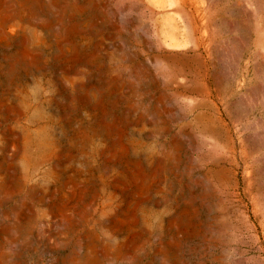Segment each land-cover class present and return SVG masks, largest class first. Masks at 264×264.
<instances>
[{"label":"rangeland","instance_id":"obj_1","mask_svg":"<svg viewBox=\"0 0 264 264\" xmlns=\"http://www.w3.org/2000/svg\"><path fill=\"white\" fill-rule=\"evenodd\" d=\"M264 264V0H0V264Z\"/></svg>","mask_w":264,"mask_h":264},{"label":"bare ground","instance_id":"obj_2","mask_svg":"<svg viewBox=\"0 0 264 264\" xmlns=\"http://www.w3.org/2000/svg\"><path fill=\"white\" fill-rule=\"evenodd\" d=\"M93 260H94L93 257H87V258H85V259L83 260V264H89V263H91Z\"/></svg>","mask_w":264,"mask_h":264}]
</instances>
